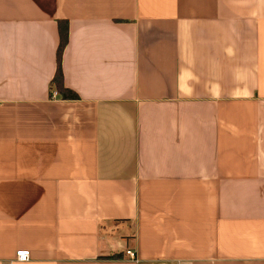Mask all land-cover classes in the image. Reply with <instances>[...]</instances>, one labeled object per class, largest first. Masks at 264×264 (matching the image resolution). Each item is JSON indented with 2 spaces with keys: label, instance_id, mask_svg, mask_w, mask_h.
Wrapping results in <instances>:
<instances>
[{
  "label": "crops",
  "instance_id": "crops-1",
  "mask_svg": "<svg viewBox=\"0 0 264 264\" xmlns=\"http://www.w3.org/2000/svg\"><path fill=\"white\" fill-rule=\"evenodd\" d=\"M0 264H264V0H0Z\"/></svg>",
  "mask_w": 264,
  "mask_h": 264
},
{
  "label": "trees",
  "instance_id": "trees-1",
  "mask_svg": "<svg viewBox=\"0 0 264 264\" xmlns=\"http://www.w3.org/2000/svg\"><path fill=\"white\" fill-rule=\"evenodd\" d=\"M58 34H59V44L56 51V71L53 83L56 86L58 93L64 99L76 100L77 96L67 90L62 83V72H61V58L64 49L68 42V22L58 21ZM114 258H117L114 256Z\"/></svg>",
  "mask_w": 264,
  "mask_h": 264
},
{
  "label": "built area",
  "instance_id": "built-area-1",
  "mask_svg": "<svg viewBox=\"0 0 264 264\" xmlns=\"http://www.w3.org/2000/svg\"><path fill=\"white\" fill-rule=\"evenodd\" d=\"M52 95H53V98L57 97L56 92H54ZM125 256L130 261H137L136 253L133 250L125 251ZM15 259L18 262H22V263L28 262L30 260V253L29 251H25V250L18 251L15 254Z\"/></svg>",
  "mask_w": 264,
  "mask_h": 264
}]
</instances>
